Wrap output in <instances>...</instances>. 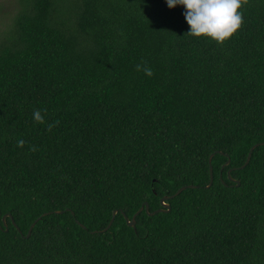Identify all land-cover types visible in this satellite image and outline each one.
<instances>
[{
  "label": "trees",
  "instance_id": "trees-1",
  "mask_svg": "<svg viewBox=\"0 0 264 264\" xmlns=\"http://www.w3.org/2000/svg\"><path fill=\"white\" fill-rule=\"evenodd\" d=\"M19 5L0 32V264H264V144L242 167L264 142V0L223 44L166 0Z\"/></svg>",
  "mask_w": 264,
  "mask_h": 264
},
{
  "label": "clouds",
  "instance_id": "clouds-1",
  "mask_svg": "<svg viewBox=\"0 0 264 264\" xmlns=\"http://www.w3.org/2000/svg\"><path fill=\"white\" fill-rule=\"evenodd\" d=\"M169 8L182 5L185 8L184 16L190 31L186 35L206 37L218 44H223L232 37L243 25V12L240 11L248 0H166ZM136 71H143L148 77L154 75L151 67L145 61L136 65ZM33 118L37 123H45L44 115L35 109ZM54 124L48 125L51 131ZM24 140H18L17 146L23 147ZM32 151H36L32 146Z\"/></svg>",
  "mask_w": 264,
  "mask_h": 264
},
{
  "label": "water",
  "instance_id": "water-1",
  "mask_svg": "<svg viewBox=\"0 0 264 264\" xmlns=\"http://www.w3.org/2000/svg\"><path fill=\"white\" fill-rule=\"evenodd\" d=\"M260 144H264V142H262V143H257L256 145H254V146L251 148L250 153H249L248 158H247V161H246V163H245L242 167H245V166L249 163L254 148H255L256 146L260 145ZM210 161H211V158H210ZM228 163H229V161H228ZM231 179H232L233 181H235V182L237 183V185L240 184L239 181H237V180H235V179H233V178H231ZM212 183H213V168H212V166H211V181H210V184H209L207 187H210V186L212 185ZM192 186H193V185H191L190 187H192ZM185 188H186L185 186L181 187V188H180V189H179V190H178L173 196H165V197H163V198L161 199V203H162V205L164 206L165 209L162 208L161 210H162V211H170L171 207H170V205H169L166 201L169 200L171 197H174L175 195L181 193ZM144 204H145V203H144ZM144 207H146V211L149 212V206H148V204L146 203L145 205H143V206H142V207H141V208L135 213V215L132 217V219H130V218L125 214V218H126L127 224H128L129 226H131V227H136V217H137V215H139V214L143 211ZM63 212H64L63 210H58V211H56L55 213H59V214H60V213H63ZM116 213H117V210H115V212H114V214H113V217H112V219H111L109 225H108L105 229H103L102 231H106V230H108V229L111 227V225H112V223H113V221H114V218H115ZM154 213H156V211H155V212H151V213L149 212V214H151V215L154 214ZM46 214H48V213H45L44 215H46ZM9 216L11 217V215H9ZM7 217H8L7 214H6V215H3V217H2V220H3V223H4V226H5V230H6V231L9 230V228H8V224H7ZM39 219H40V218H37L36 221L31 225V227H30V229H29V232H28V234H27V237L30 236L33 227L35 226L36 222H37ZM13 224L16 225L14 221H13Z\"/></svg>",
  "mask_w": 264,
  "mask_h": 264
},
{
  "label": "rangeland",
  "instance_id": "rangeland-1",
  "mask_svg": "<svg viewBox=\"0 0 264 264\" xmlns=\"http://www.w3.org/2000/svg\"><path fill=\"white\" fill-rule=\"evenodd\" d=\"M19 9V0H0V32L10 27Z\"/></svg>",
  "mask_w": 264,
  "mask_h": 264
}]
</instances>
